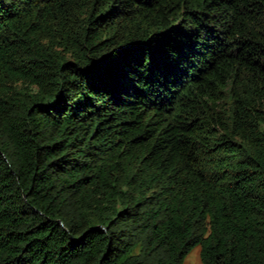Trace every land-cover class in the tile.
<instances>
[{"label":"trees","instance_id":"obj_1","mask_svg":"<svg viewBox=\"0 0 264 264\" xmlns=\"http://www.w3.org/2000/svg\"><path fill=\"white\" fill-rule=\"evenodd\" d=\"M264 264V0H0V264Z\"/></svg>","mask_w":264,"mask_h":264},{"label":"rangeland","instance_id":"obj_2","mask_svg":"<svg viewBox=\"0 0 264 264\" xmlns=\"http://www.w3.org/2000/svg\"><path fill=\"white\" fill-rule=\"evenodd\" d=\"M181 264H202L200 260V246L195 245L184 257Z\"/></svg>","mask_w":264,"mask_h":264}]
</instances>
